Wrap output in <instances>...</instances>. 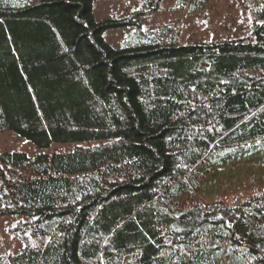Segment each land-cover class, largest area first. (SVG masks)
<instances>
[{
	"label": "trees",
	"instance_id": "obj_1",
	"mask_svg": "<svg viewBox=\"0 0 264 264\" xmlns=\"http://www.w3.org/2000/svg\"><path fill=\"white\" fill-rule=\"evenodd\" d=\"M94 1L0 0V132L94 141L0 153V214L31 218L7 264H264V190L189 199L213 150L264 140V0L245 4L250 37L185 44L143 28L161 0L102 20ZM122 27L114 48L103 33Z\"/></svg>",
	"mask_w": 264,
	"mask_h": 264
},
{
	"label": "rangeland",
	"instance_id": "obj_2",
	"mask_svg": "<svg viewBox=\"0 0 264 264\" xmlns=\"http://www.w3.org/2000/svg\"><path fill=\"white\" fill-rule=\"evenodd\" d=\"M184 0H161L160 8L143 17V28L153 31L167 27L175 32L181 44L191 41H210L248 38L253 33L254 18L246 9L250 0H210L201 10L191 12ZM137 0H95L93 15L96 20L123 17L138 8ZM131 27L111 28L104 31L105 40L114 48L121 46ZM90 142H54L38 147L13 130L0 132V153L21 151L30 156L54 151H71L76 145ZM203 160L197 171L205 176L198 193L204 202L222 201L238 204L264 190V140L248 137L238 142L222 143ZM190 202V201H189ZM186 204H189L186 202ZM2 205L0 204V207ZM31 219L25 215L0 214V261L7 264L10 255L20 252L21 242L15 237V228ZM126 264H132L127 257ZM230 260L226 258L217 264Z\"/></svg>",
	"mask_w": 264,
	"mask_h": 264
}]
</instances>
